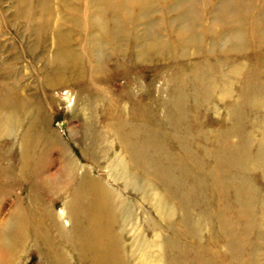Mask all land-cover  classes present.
<instances>
[{
    "label": "rangeland",
    "instance_id": "rangeland-1",
    "mask_svg": "<svg viewBox=\"0 0 264 264\" xmlns=\"http://www.w3.org/2000/svg\"><path fill=\"white\" fill-rule=\"evenodd\" d=\"M215 1L194 0L197 9L189 25L174 0H141L137 6H133L135 1L129 2L115 12L125 18L116 36L111 27L113 35L100 32L96 0H0V104L7 98L20 106L26 102L37 106L34 129L39 139L52 145L47 154L50 163L58 161L65 145L82 163L94 168L81 151L83 124L94 128L99 135L94 151L101 159L94 170L103 173L102 181L117 208H124L116 237L128 264H171L177 260L182 264H264V166L252 159L259 144H264V86L263 94L251 101L258 103L256 106L244 96L240 99L236 91L245 73L262 74L264 70V43L257 42L255 34L264 37V0H240L243 4L233 6H239L235 12L242 17L225 24L218 19L221 11H215ZM144 2L151 5L146 12L140 8ZM110 15L111 11L104 13ZM230 28L242 29L246 41L241 43L231 35ZM64 47L80 56V67L55 70L62 62L58 52ZM221 62L238 66L237 74L225 75L229 68L219 72ZM200 67L216 69L214 76L204 81L209 95H182L181 89L174 88L185 79L187 89L201 88L202 80L195 76ZM70 72L78 76L74 79ZM58 79L69 81L59 85ZM223 81L231 83L230 92L222 88ZM89 87L106 95L92 94L95 91ZM86 97L96 106L93 117L82 104ZM179 98L186 103L180 128L170 111ZM235 107L243 109L246 118L237 133L249 136L250 159L241 167H232L225 177L208 153L215 152L216 136L224 133L230 144L240 143L232 132ZM117 116L131 123H147L163 140L164 153L181 163L180 169L187 172L188 182L198 188V200L203 202L189 211L194 229L184 224L185 210L153 173L154 168L141 172L131 166L133 176L128 179L123 174L115 180L107 176L110 164L124 154L108 126ZM13 136L9 135L4 147L0 140V167L4 169L0 181L6 189L12 185L14 191H21L19 184L27 183L25 175L14 171L6 179V154L14 156L16 152ZM91 145L89 140L84 142V146ZM50 166L43 174H48L47 178L57 170L55 164ZM117 171L116 164L112 165L111 172ZM240 186L245 199L238 203ZM10 195L3 198L1 217L11 209ZM67 254L72 260L73 253ZM29 258V264H40L35 252L25 255L27 261Z\"/></svg>",
    "mask_w": 264,
    "mask_h": 264
},
{
    "label": "bare ground",
    "instance_id": "bare-ground-1",
    "mask_svg": "<svg viewBox=\"0 0 264 264\" xmlns=\"http://www.w3.org/2000/svg\"><path fill=\"white\" fill-rule=\"evenodd\" d=\"M133 1L136 2L133 6H137L141 2V0H96L100 8L99 17L96 19L100 32L110 33L111 35L116 33L117 36L118 31L125 23V18H120L119 15L121 14L115 12L118 10L117 8H123L129 2L134 3ZM174 2H176L174 4L176 9L180 6L181 9L178 13L185 18L187 24L192 23L191 14L195 8L197 9L194 0H174ZM238 2L243 4V1L240 0L215 1L214 9L217 12L221 11L218 19H223V24L230 21H239L242 17L241 14L235 12L237 8L239 9V6H233ZM147 3H142L140 7L142 12H146L147 7L149 8L150 4ZM110 11L112 15L105 17L104 13ZM110 27L114 30V33L109 32ZM229 30L231 35L242 40L241 43L246 41L242 29L237 31L230 28ZM255 34L257 35L256 41L264 43V37L258 36V33ZM102 44V42L98 44V46L100 45L98 47L100 58L103 55ZM59 56H61L62 62L56 65L55 70L63 69L67 72L70 66L80 67V56L69 48H62L60 54L58 52ZM218 67L220 68L219 72L229 68L227 73L223 72L225 75L237 74L239 70L238 66L231 67L222 62ZM195 70V76L200 78V81L202 80L201 88L198 90L195 88L187 89L189 86L188 79L179 80L174 88L181 89L182 95H209L206 85L204 86V81L205 78L214 76L213 72L216 69L207 67L202 69L200 67ZM261 73L249 71L241 77V85L236 90L237 95H240V99L244 96L251 102L254 99L256 100L258 95L263 94L264 85L261 83L264 79V70ZM68 74L70 75L71 72ZM71 75L74 79L78 76L75 73ZM69 79H72L71 76H69ZM69 79H58L57 82H54L60 85V83L68 82ZM221 84H223L222 88L224 90L231 91L232 87L229 81H223ZM214 85L219 87L217 83H214ZM89 90L95 91L94 88L91 90L90 87ZM91 93L106 95L105 92L102 94L97 89ZM91 93L88 95H92ZM4 95H7V93H4ZM3 101L0 104V140H2L4 147V144H8L9 135L14 134L12 142L13 145H16L14 156L13 154H6L9 160V168L7 167L9 171L6 173L9 178L6 179H10L14 171H18L26 176L27 183L24 185L19 184L21 191H14L12 185H10L11 189H6L0 181V209L2 208V202H4V196L12 194V197L10 195L11 198H9L11 209L5 216L1 217L0 215V264H29L30 258L28 261L25 259V255L29 251L39 255L40 264H128L116 237L118 222L124 217V208L121 207V210L117 208L118 204L112 198V193L108 190L107 184L102 181L101 174L103 173L94 170L95 166L100 165L101 162L94 151L97 144L95 141L99 139V135L94 128L83 124V148L81 150L82 157L90 164L92 163L94 168L92 165L88 167L82 163L78 157L66 149L65 145H63L65 150L58 157V161L54 160L50 163L47 154L52 149V145L49 140L39 139L38 133L34 129L37 121V106L32 105L30 102L20 106L9 102L7 98ZM93 102L86 97L82 103L85 109L90 111V117L94 116L96 107ZM172 104L174 110L170 111H173L174 116H176V125L179 128L180 126L183 127L180 118L182 119L185 116L186 103L179 98L173 101ZM257 104L251 102V106ZM242 111L243 109L237 107L233 110L234 124L232 132L238 135L240 143L230 144L225 138L227 135L224 133L216 136L218 143L215 152L210 151L208 153L209 156L211 155L214 165H218L224 172L225 177L229 176L232 167H241L243 163L245 164L250 159L251 142L249 136L237 133L243 128L241 125L243 119H246ZM262 125L264 128V121ZM108 126L113 129L111 133L117 137L124 154L118 156L113 162L118 167V171L116 173L111 172L114 164H110V172L107 176L115 180L123 174L128 179L133 176L131 170H129L131 166L141 172L154 168L153 173L170 189L185 210L184 224L189 223L191 228L194 229L195 226L189 211L193 206L203 203L202 200H198L199 190L190 185V182H188L189 176H186L187 172L180 169L181 163L170 153H164L166 148L161 137L157 132H154L156 130L153 131L147 123L146 125L131 123L121 116L110 119ZM181 131L183 133V129ZM87 140L91 141V146H84V142H87ZM255 152L256 154L252 159L257 164L264 166V144H259ZM191 155L195 157L193 154ZM12 156L13 158H11ZM199 157L195 158L198 159ZM126 158L129 164L126 162ZM111 160L113 161V159ZM197 161L196 164L200 162ZM52 164L56 165L57 170L53 172L52 178H47L48 174H43L50 171L49 167ZM177 169L181 171L180 174L177 173ZM3 171L4 169L0 167V179L4 177ZM220 176L221 174L218 178L221 180ZM242 181L244 182V180ZM13 187L15 188V186ZM240 187L237 188L238 203L245 199L242 198L244 189L242 186ZM59 204L61 208L57 209L56 205ZM169 244L173 246L172 241H169ZM68 252L73 253L72 260L68 256ZM176 252L179 253L178 250ZM177 261L176 263L173 261L171 264H182L181 260Z\"/></svg>",
    "mask_w": 264,
    "mask_h": 264
}]
</instances>
